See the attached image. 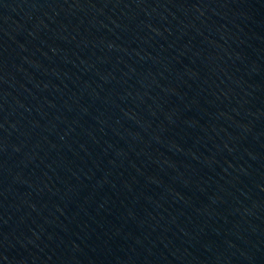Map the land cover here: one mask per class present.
Instances as JSON below:
<instances>
[{
  "label": "water",
  "instance_id": "95a60500",
  "mask_svg": "<svg viewBox=\"0 0 264 264\" xmlns=\"http://www.w3.org/2000/svg\"><path fill=\"white\" fill-rule=\"evenodd\" d=\"M0 264H264V0H0Z\"/></svg>",
  "mask_w": 264,
  "mask_h": 264
}]
</instances>
